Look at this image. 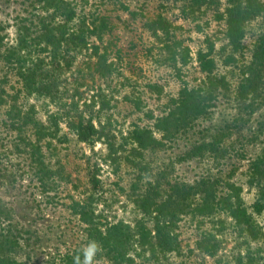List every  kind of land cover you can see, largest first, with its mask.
<instances>
[{"label":"rangeland","instance_id":"obj_1","mask_svg":"<svg viewBox=\"0 0 264 264\" xmlns=\"http://www.w3.org/2000/svg\"><path fill=\"white\" fill-rule=\"evenodd\" d=\"M69 1L75 6L77 17L84 12L109 17L112 30L103 41L109 44L108 61L114 62L116 70L110 76H100L88 63L91 51L82 52L72 59L70 69L63 75L64 98L70 103L77 82H83L77 90L82 95L79 109L83 101L89 102L93 92H102L104 107L100 109L96 104L87 110L114 135L118 152L109 161L104 144L98 140L79 141L62 119L58 134L64 141L53 140L43 150L49 168L58 171L57 185L55 191L41 192L29 152L12 127L17 117L11 115L15 113H10V106L15 104L24 112L32 107L34 117L40 121L47 120V114L56 112L58 107L46 98L18 91L16 70L5 64L4 58L15 43L18 18L36 20L37 14H43V2L0 0V235L16 241L12 248L5 245L0 253L23 264H57L68 247L87 245L83 225L70 210L71 200H84L91 194L93 208L102 222L133 225L143 215L136 199L146 190L154 186L164 196L170 184L191 185L202 178L216 180L219 189H225L227 182L239 185L244 205L264 228V211L253 210L258 197L256 181L249 177L250 164L264 153V69L259 75L257 99L243 98L240 92L243 70L252 59L262 18L248 22L240 48L233 51L225 36L224 9L230 0H215L209 7H202L197 21L180 13L185 0ZM120 2L141 15L132 17ZM158 14L171 22L172 38L160 32L156 38L144 25ZM168 38L189 48L184 61L174 60L176 56L168 53ZM207 41L214 46L210 55L213 75L224 77L227 82L206 101L207 111L175 138L164 139L156 147L139 149L126 140L124 137L134 125L151 128L154 118L168 111L171 99L179 96L181 88L202 92L206 89V73L200 67L197 52L207 50ZM27 127L24 133L29 135L30 125ZM216 218L223 221L219 227L213 223ZM208 229L221 234L222 248L214 256L195 248L198 233ZM237 231L233 220L223 212L203 222L185 214L177 228L180 251L166 257L160 254L158 261L151 259L150 264H234L235 254L246 248L244 235ZM97 264L110 262L97 259Z\"/></svg>","mask_w":264,"mask_h":264},{"label":"trees","instance_id":"obj_2","mask_svg":"<svg viewBox=\"0 0 264 264\" xmlns=\"http://www.w3.org/2000/svg\"><path fill=\"white\" fill-rule=\"evenodd\" d=\"M38 1L43 2V14H37L36 20L30 17L18 18L15 43L4 58V63L16 70L15 74L20 81L18 91L46 98L58 107L56 112L47 114V120L40 121L34 117L32 107L24 112L15 104L10 106V113H15L12 112L11 115L17 117L12 127L16 129L29 152L33 175L41 192L49 193L55 191L53 189L58 180L55 175L58 171L49 168L43 150L53 140L64 141L65 138H59L61 134H58L62 119L79 141L90 143L89 141L98 140L104 144L109 161L114 160L118 152L114 135L110 134L111 131H108L105 123L102 124L97 118L95 120V116L87 110V107H94L96 104L102 109L105 105L104 94L100 91L93 92L89 102L83 101V105L79 106L82 109H79L82 95L77 94V90L83 82H77L69 97L71 101L67 103L63 86L65 71L70 69L72 59L82 52L86 54L87 51H91L88 53V63L93 66V72L105 77L110 76L116 69L114 62L108 61L109 44L103 41L104 36L112 30V22L106 14L97 12L93 15L84 12L77 17L76 8L69 0ZM214 1L185 0L180 6V13L192 21H197V14L202 11V7L205 9ZM120 4L132 17L141 15L139 11L129 10L123 2ZM257 17L262 18V28L252 47V59L243 70L245 76L240 90L243 98L254 96V100L258 96L256 91L259 88L260 71L264 69V0H230L224 9L225 36L233 51L240 48L248 22ZM144 25L156 38L159 32L173 37L171 22L161 14L146 21ZM207 42V50L197 52V60L206 73V89L202 92V89L181 88L179 96L171 99L168 111L154 118L151 128L134 125L124 137L126 140L135 143L139 149L156 147L164 139L175 138L194 119L207 111L206 101L212 98L218 88L227 86L224 77L213 75L214 64L210 55L214 46ZM165 43L171 57L176 56L174 60L181 58L184 61V56H188L189 48L182 46L179 41L169 39ZM4 101L1 99V102ZM68 110H74L73 114ZM28 125L31 131L26 135L24 131L28 130ZM157 133L159 138L156 137ZM263 176L264 153L257 156L249 167V177L256 181L258 189V197L253 203L256 213L264 211V182H261ZM146 191L136 199V206L143 215L133 225L123 221L102 222L93 208L91 194L84 200H71L70 210L83 225L86 244L94 239L103 246V253L97 259H106L110 264H150L151 259L158 261L160 254L166 257L169 253L180 251L177 228L183 215L189 213L203 222L205 218H213L217 213L223 212L233 220L234 226L238 228L237 232L244 235L246 244L244 252L235 254L234 264H264V228L247 210L241 197L242 188L235 182H227L225 189H219L216 180L202 178L191 185L176 182L170 184L164 196L159 195L158 188L154 186ZM145 217L150 220L151 226L147 225ZM213 223H217L219 227L223 221L216 218ZM219 235L221 234L209 229L202 230L195 240V248L204 255L214 256L222 248ZM15 243V240L4 238V234L0 235V252L5 245L12 248ZM82 249L78 244L73 248L68 247L60 254L57 264H74L75 256L83 258ZM137 258L141 260L137 261ZM46 263L49 262L43 264ZM0 264L23 263L0 253Z\"/></svg>","mask_w":264,"mask_h":264},{"label":"clouds","instance_id":"obj_3","mask_svg":"<svg viewBox=\"0 0 264 264\" xmlns=\"http://www.w3.org/2000/svg\"><path fill=\"white\" fill-rule=\"evenodd\" d=\"M103 253V246L96 240H89L82 249V259L80 256L74 257V264H97V257Z\"/></svg>","mask_w":264,"mask_h":264}]
</instances>
